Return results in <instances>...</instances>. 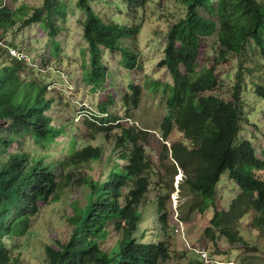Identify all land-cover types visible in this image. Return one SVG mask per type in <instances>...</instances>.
<instances>
[{"label":"trees","instance_id":"16d2710c","mask_svg":"<svg viewBox=\"0 0 264 264\" xmlns=\"http://www.w3.org/2000/svg\"><path fill=\"white\" fill-rule=\"evenodd\" d=\"M148 1L126 0L136 3L134 14L137 6L142 8ZM183 1L187 14L170 29L161 62L174 81L167 100L168 114L160 126L161 137L169 141L175 130L183 135L181 141L164 144L160 156L164 173L157 171L148 153L149 131L135 123L126 126L113 113L96 116V122L91 117L85 121L96 126L87 135L89 141H96L99 136L114 140L109 159L103 147L89 142L79 145L77 140L70 143L68 151L63 148L60 157L51 159L49 150L60 145L58 139L64 138L66 132L62 125L56 127L48 114L54 103L48 97L47 85L32 79L29 64L12 57L0 46V264H20L14 258L15 242L31 233V225L42 210L40 202L61 200L72 183L82 189L83 199L71 204L72 230L67 241L46 247L47 264L169 261L170 236L176 231L169 205L181 172L179 194L182 198L191 197L189 210L206 214L213 208L214 215L205 229L213 242H217L215 231L218 230L233 245L243 243L246 247L236 224L251 212L252 224L264 234V160L257 156L249 140L240 138L244 121V72L240 68L233 100L226 101L217 93L220 83L215 66L199 69L202 42L210 37L218 45L217 62L239 57L254 46L264 62V2ZM77 5L86 12L82 26L91 54V80L99 86L108 70L104 48L128 56L132 61L129 68L135 69L138 58L124 45V40L136 38L139 27L122 25L97 12L91 0H78ZM64 8L60 0H45L22 26L44 24L56 35L60 28H56L53 18L65 19ZM200 8L218 21L203 16ZM16 16L20 18V11L0 7V27L6 30L16 26ZM262 70L264 66H256L251 74ZM131 91L125 95L124 102L131 100L138 107L141 87L133 84ZM257 93L264 98V85H259ZM26 139L35 144L36 153L24 150ZM14 145L18 148L13 149ZM95 165H100L97 173ZM226 172L239 187L229 210L218 200V186ZM155 177L160 181H155ZM154 188L161 232L155 240L142 242L138 237L139 225ZM106 243L111 246L107 248ZM189 264L202 263L197 258Z\"/></svg>","mask_w":264,"mask_h":264},{"label":"rangeland","instance_id":"374dc122","mask_svg":"<svg viewBox=\"0 0 264 264\" xmlns=\"http://www.w3.org/2000/svg\"><path fill=\"white\" fill-rule=\"evenodd\" d=\"M60 1L65 5L66 18H53L56 28H60L59 33L53 35L52 30L44 24L22 26L23 21L33 16L44 5L45 0H0V7H6L11 12L20 11V18L16 16V26L6 30L0 27V41L26 55L25 61L29 64L32 79L47 85L48 97L53 99L54 107L48 114L53 118L56 127L62 125L65 128L64 138L58 139L60 145L49 150L50 158L60 157L62 149L68 151L70 143L77 140L76 143L80 141L79 145L89 142L94 146L103 147L109 159L114 140L99 136L96 141H89L87 135L96 130V126L88 125L85 121L91 117L92 121L96 122V116L105 117L108 113H113L122 120V124L129 126L133 122L149 131L148 153L157 171L164 173L160 160L163 146L166 143L170 145L172 142L181 141L183 135L175 130L169 141L161 137L160 126L168 114L167 100L174 84L170 72L166 67H161V62L165 58L170 29L187 14L184 1L149 0L142 8L137 6V12L134 14L136 3L133 5L126 0H91V5L97 12L106 14L122 25L140 29L137 39L129 37L124 40V45L138 58L135 69L129 68L132 61L128 56L120 51L104 48V63L108 70L104 79L100 80L99 86L91 80V54L88 42L83 36L82 22L86 18V12L78 7V0ZM199 12L218 21L216 16L203 8H200ZM217 52L218 45L214 37L203 40L199 69L215 66L220 83L217 93L224 100L232 101L234 87L242 68L245 87L243 132L240 138L249 140L256 148L257 156L264 160V98H260L257 93L259 85H264V70L253 76L251 74L256 66H264L261 53L255 46L249 47L239 57L217 62ZM133 84L141 87L142 97L138 107H135L131 100L124 102L125 95L132 93ZM86 115L87 117H84ZM17 148L18 145H14L13 149ZM35 149V144L26 139L24 150L35 152ZM95 170L96 173L99 172L100 165H95ZM154 179L160 181L159 177ZM179 183L177 177L176 192L172 195L169 205L171 222L177 230L170 236L172 258L161 264H189L198 257L194 251H190L191 246L197 245L209 247L215 264H230L233 261L235 264H264V234L252 224V212L236 224L246 247L243 243L233 245L218 230L215 231V243L205 234V229L214 215L213 208L206 214L190 211L192 199L180 196ZM238 193L239 187L230 178L229 172L223 174L218 186V200L225 210H229ZM83 194L82 189L72 183L61 200L40 202L42 210L31 225V233L15 242L17 249L14 258L20 264H47L46 247H56V242L60 240L67 241L72 230L69 224L73 213L71 204L76 199L82 200ZM156 195L154 188L149 194L150 204L139 225L138 237L142 242L155 240L159 231L161 232V225L156 217ZM183 216L185 219H182ZM179 219H182L184 225H181ZM114 241L115 238L112 242ZM110 246V243H106L107 248Z\"/></svg>","mask_w":264,"mask_h":264},{"label":"built area","instance_id":"2783aa9c","mask_svg":"<svg viewBox=\"0 0 264 264\" xmlns=\"http://www.w3.org/2000/svg\"><path fill=\"white\" fill-rule=\"evenodd\" d=\"M0 46H2L3 48H6L13 57L18 58L19 60H26L27 57L23 52L18 51L17 49H13L10 48L5 42L0 41ZM129 121H131L130 119H128ZM180 222V221H179ZM181 225H184L182 222H180ZM183 229V226H182ZM192 251H194L198 257L200 258L202 264H213L212 258L210 256V251L208 246L203 245V247L201 245H197V246H191ZM230 264H234V262L230 263Z\"/></svg>","mask_w":264,"mask_h":264},{"label":"clouds","instance_id":"9594fccd","mask_svg":"<svg viewBox=\"0 0 264 264\" xmlns=\"http://www.w3.org/2000/svg\"><path fill=\"white\" fill-rule=\"evenodd\" d=\"M2 41V40H1ZM7 44V43H6ZM10 48H13V49H15V47H13V46H10L9 44H7ZM2 47V46H1ZM3 48V47H2ZM3 49H5L7 52H9L6 48H3ZM9 54L11 55V53L9 52ZM12 56V55H11ZM13 57V56H12ZM14 58H16V57H14ZM16 59H18V58H16ZM19 60V59H18ZM20 61H25V60H20ZM26 62V61H25ZM131 120V119H130ZM130 122H132V121H130ZM133 123V122H132ZM182 176H183V174H182V172L180 173V175L178 176V181H180L179 180V178L180 179H182ZM182 223H184L182 220H180ZM175 232H177V230L175 231ZM209 248V247H208ZM191 252H193L192 250H190ZM193 253H195V252H193ZM196 254V253H195ZM210 256H211V258H212V261H213V264H215V261H214V259H213V257H212V255L210 254ZM199 260H200V258L199 257H197ZM233 260H235V259H233ZM201 261V260H200ZM234 262V264H235V261H233ZM202 263V262H201Z\"/></svg>","mask_w":264,"mask_h":264}]
</instances>
